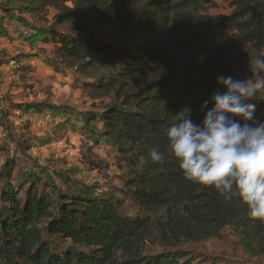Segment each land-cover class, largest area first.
Masks as SVG:
<instances>
[{
  "label": "trees",
  "instance_id": "16d2710c",
  "mask_svg": "<svg viewBox=\"0 0 264 264\" xmlns=\"http://www.w3.org/2000/svg\"><path fill=\"white\" fill-rule=\"evenodd\" d=\"M231 7L216 17L208 13L214 0H0L4 15L38 23L48 24L55 11L59 31L38 28L34 39L54 47L55 66L92 98L108 100L82 120L126 170L119 189L60 190L36 173L27 183L11 180L8 160L0 179V264H198L182 247L219 240L226 229L244 254L264 256V222L249 219L235 198L186 180L174 161L148 157L165 150L175 113L189 107L199 123L202 103L223 91L217 78L264 57V0H231ZM254 104V119L264 121V103ZM126 201L137 207L132 216L123 212Z\"/></svg>",
  "mask_w": 264,
  "mask_h": 264
},
{
  "label": "rangeland",
  "instance_id": "374dc122",
  "mask_svg": "<svg viewBox=\"0 0 264 264\" xmlns=\"http://www.w3.org/2000/svg\"><path fill=\"white\" fill-rule=\"evenodd\" d=\"M211 16L225 17L232 11L231 0H214ZM55 11L49 10L48 24L27 14L4 15L0 10V179L9 160L11 180L27 183V176L52 183L60 190L83 187L109 192L122 187L126 170L118 169L116 151L83 122L88 113H99L100 103L75 82L71 72L55 66L53 46L34 39L38 28L59 31L52 25ZM16 14V15H15ZM22 20V21H21ZM249 66L238 64L233 78L249 76ZM248 103H264V93ZM100 130V128H97ZM101 164L87 165L86 157ZM4 178V177H3ZM137 207L124 203V214L134 215ZM198 264H264V256L250 258L239 247L230 230L221 239L191 243L182 247ZM152 250H160L155 246Z\"/></svg>",
  "mask_w": 264,
  "mask_h": 264
},
{
  "label": "clouds",
  "instance_id": "9594fccd",
  "mask_svg": "<svg viewBox=\"0 0 264 264\" xmlns=\"http://www.w3.org/2000/svg\"><path fill=\"white\" fill-rule=\"evenodd\" d=\"M248 65L244 79L217 78L223 91L202 103L199 123L189 107L175 113L165 150L153 148L148 157L155 164L174 161L186 180L211 187L225 201L235 198L249 219L264 222V121L254 119L256 105L247 102L264 93V57L253 56Z\"/></svg>",
  "mask_w": 264,
  "mask_h": 264
}]
</instances>
